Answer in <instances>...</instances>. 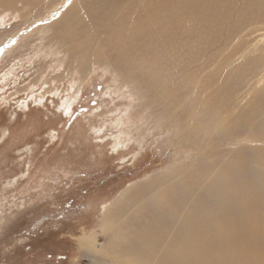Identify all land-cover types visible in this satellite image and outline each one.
<instances>
[{
	"label": "rangeland",
	"instance_id": "1",
	"mask_svg": "<svg viewBox=\"0 0 264 264\" xmlns=\"http://www.w3.org/2000/svg\"><path fill=\"white\" fill-rule=\"evenodd\" d=\"M51 1L0 0V264H103L80 242L113 253L138 227L103 230L106 205L190 164L200 138L194 143L182 126L194 104L214 93L221 100L264 53V0L193 9L200 18L185 22L187 35L150 84L115 66V52L75 67L89 41L61 25L73 1L59 13ZM189 93L194 99H182Z\"/></svg>",
	"mask_w": 264,
	"mask_h": 264
},
{
	"label": "bare ground",
	"instance_id": "2",
	"mask_svg": "<svg viewBox=\"0 0 264 264\" xmlns=\"http://www.w3.org/2000/svg\"><path fill=\"white\" fill-rule=\"evenodd\" d=\"M70 2L61 25L91 48L87 53L78 46L75 67L98 56L101 65L115 52V66L140 73L150 84L161 79L163 59H172L168 55L187 35L185 22L192 14L200 18L193 9L220 10L216 5L226 0H52L47 5L59 13ZM165 29L173 34L170 41L162 38ZM244 66L221 100L222 93H214L194 104L192 119L182 126L191 140L195 133L200 138L190 164L122 190L106 205L103 230L123 221L138 227L136 234L111 254L87 239L80 249L99 255L103 264H264V53ZM192 98L189 93L182 99Z\"/></svg>",
	"mask_w": 264,
	"mask_h": 264
}]
</instances>
